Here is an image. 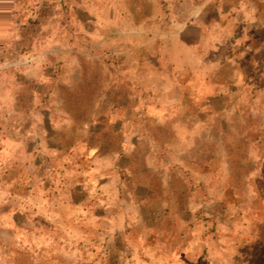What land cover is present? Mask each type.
<instances>
[{
    "label": "rangeland",
    "instance_id": "374dc122",
    "mask_svg": "<svg viewBox=\"0 0 264 264\" xmlns=\"http://www.w3.org/2000/svg\"><path fill=\"white\" fill-rule=\"evenodd\" d=\"M25 185L0 264H264V0H0V214Z\"/></svg>",
    "mask_w": 264,
    "mask_h": 264
},
{
    "label": "crops",
    "instance_id": "0c3cea01",
    "mask_svg": "<svg viewBox=\"0 0 264 264\" xmlns=\"http://www.w3.org/2000/svg\"><path fill=\"white\" fill-rule=\"evenodd\" d=\"M8 190V189H7ZM19 195H21L20 197H22V201L21 202H15V200H11L12 204H9L7 206V210L8 213L6 215L4 214H0V224H4L3 222H6L5 225L7 227H14V225L16 226V222H28L27 226H30V222H34V213L37 211V214L40 213L41 211V207H43V210H45V205L46 203L43 202L42 196H41V200L38 203V209L36 210V202L33 199V195L31 192V189L29 187V185H25L24 186V190L19 193ZM4 201V199L1 198V202ZM20 203H22L20 205ZM20 205L22 208H19ZM71 203H67V204H63V210L66 212H68L69 210H71ZM58 210V208H55ZM54 208L52 210H55ZM47 211V210H46ZM59 211H61V209H59ZM20 213V214H19ZM60 217V216H59ZM60 220H62V216L60 217ZM30 228V227H29Z\"/></svg>",
    "mask_w": 264,
    "mask_h": 264
}]
</instances>
